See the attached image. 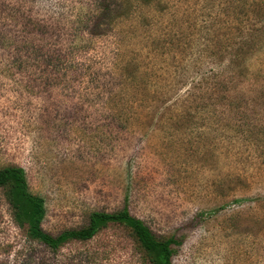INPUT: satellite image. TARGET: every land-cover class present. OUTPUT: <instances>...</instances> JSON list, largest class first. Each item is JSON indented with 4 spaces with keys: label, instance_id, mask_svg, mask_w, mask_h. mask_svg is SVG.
Masks as SVG:
<instances>
[{
    "label": "rangeland",
    "instance_id": "1",
    "mask_svg": "<svg viewBox=\"0 0 264 264\" xmlns=\"http://www.w3.org/2000/svg\"><path fill=\"white\" fill-rule=\"evenodd\" d=\"M97 1L0 0V167L53 236L125 205L171 264H264V0ZM6 196L0 264L149 258L119 225L50 253Z\"/></svg>",
    "mask_w": 264,
    "mask_h": 264
},
{
    "label": "trees",
    "instance_id": "2",
    "mask_svg": "<svg viewBox=\"0 0 264 264\" xmlns=\"http://www.w3.org/2000/svg\"><path fill=\"white\" fill-rule=\"evenodd\" d=\"M97 4L107 12L106 14L110 12H113L111 14L113 16L116 14L115 9H110L108 6V0H98ZM101 12L106 15L103 11ZM0 188L7 189L6 202L13 224L17 228L25 229L28 240L36 242L50 253L58 252L70 242H87L109 225H119L131 232L139 248L149 257L141 258V264H171L173 247L180 244V241L173 237L157 238L142 220L129 213L125 205L111 213L93 211L89 213L87 223L83 227L65 230L53 236L41 228L45 214L44 202L40 196L29 191L25 173L21 167L14 165L0 167ZM20 200L31 209L29 220L23 217L22 210L17 204Z\"/></svg>",
    "mask_w": 264,
    "mask_h": 264
}]
</instances>
